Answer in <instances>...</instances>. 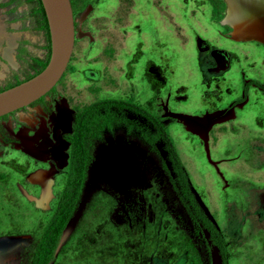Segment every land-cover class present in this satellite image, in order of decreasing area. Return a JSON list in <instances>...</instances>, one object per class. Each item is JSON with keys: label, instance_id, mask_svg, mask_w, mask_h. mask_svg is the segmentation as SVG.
<instances>
[{"label": "rangeland", "instance_id": "1", "mask_svg": "<svg viewBox=\"0 0 264 264\" xmlns=\"http://www.w3.org/2000/svg\"><path fill=\"white\" fill-rule=\"evenodd\" d=\"M70 5L75 37L64 72L42 102L1 118L2 129L31 135L43 122L52 141L59 106L71 119L99 98L146 108L167 131L197 204L222 237L221 261L264 264V88L250 84L246 101L226 108L239 98L246 79L264 84V42L232 37L223 0H70ZM14 11L6 20L21 14ZM18 30L28 32V53L12 58L22 46ZM39 30L26 20L12 32L0 25V86L30 71V55L43 56ZM8 41L12 48L5 59ZM186 116H203L196 122L203 121L207 135L191 128ZM124 130L116 126L90 145L79 199L49 264H210L214 245L180 198L161 142L148 145L136 131ZM14 144L1 148L0 236L27 235L9 260L29 264L66 166L54 168L40 193L25 181L32 179L37 159L26 145L25 152Z\"/></svg>", "mask_w": 264, "mask_h": 264}, {"label": "trees", "instance_id": "2", "mask_svg": "<svg viewBox=\"0 0 264 264\" xmlns=\"http://www.w3.org/2000/svg\"><path fill=\"white\" fill-rule=\"evenodd\" d=\"M25 2L31 5V12L34 16L37 13L41 16V21L36 20V28L42 29L45 32L46 43L43 45L45 53L42 57L31 56L27 62L30 71L27 72L23 78H15L14 81L0 86V90L31 77L43 68L48 59V31L40 1L26 0ZM7 4L8 2L0 3V5ZM20 51H23V48H20ZM261 86L264 87V84H261ZM42 101L43 97H40L33 103ZM127 113H132L144 118L151 126V129L143 124H139L135 120L129 119L126 115ZM116 126H123L126 134L136 131L140 139L145 141L148 145H153L157 141L162 143V148L166 152L167 160L174 174L173 179L177 184L181 199L190 209L191 214L199 218L208 229L212 244L218 248L219 253L224 255L222 237L219 231L203 213L202 209L195 201L193 193L189 190L186 180L187 177L184 171L185 169H183L182 166L183 163H181L182 161H180L181 159H179L180 157L177 155L162 124L140 105L124 99L108 97L94 100L85 105L80 112L74 116L71 132L64 134V138L68 142L65 179L51 214L40 232L29 264H49L54 258L55 250L63 229L72 216L79 199V194L87 173L90 145L94 140L100 139L103 132H111Z\"/></svg>", "mask_w": 264, "mask_h": 264}, {"label": "water", "instance_id": "3", "mask_svg": "<svg viewBox=\"0 0 264 264\" xmlns=\"http://www.w3.org/2000/svg\"><path fill=\"white\" fill-rule=\"evenodd\" d=\"M39 1L44 13L48 31V59L43 68L31 77L0 90V117L12 113L18 109L27 107L40 97H44L59 80L69 61L73 47V40L75 37L74 17L72 14L70 0ZM239 1H250L264 5V0H237V2ZM224 2L226 5V10L228 2L227 0H224ZM248 13L249 10L246 9L243 12V15L245 14L244 16H246ZM232 37L235 39L244 40L245 38H253L254 36L246 35ZM185 118H192L193 121H196V117L186 116ZM194 199L196 201L197 198L194 196ZM199 207L202 209L200 205ZM203 213L209 219L206 212L203 211ZM209 220L211 222V219ZM27 239V235L0 236L1 260L7 261L12 259L13 250L19 245L25 243ZM9 264H17V261H10ZM210 264H222L219 250L215 245L211 250Z\"/></svg>", "mask_w": 264, "mask_h": 264}, {"label": "flooded vegetation", "instance_id": "4", "mask_svg": "<svg viewBox=\"0 0 264 264\" xmlns=\"http://www.w3.org/2000/svg\"><path fill=\"white\" fill-rule=\"evenodd\" d=\"M224 1V0H223ZM230 1H233V0H230ZM237 1V0H236ZM225 3V2H224ZM249 5H251V4H249ZM225 7H226V5H225ZM255 7H261V6H259V5H256ZM31 14V17L33 18V20H34V22H35V26L37 25V23H36V20H39V21H41V16L40 15H38V13L34 16V14L31 12L30 13ZM225 14V13H224ZM226 18V17H225ZM225 22L226 23H228L229 24V22L228 21H226L225 20ZM74 25H75V20H74ZM230 25V24H229ZM35 29H38V28H35ZM39 30V29H38ZM9 31V30H8ZM40 32H41V37H42V41H44V43H46V41H45V32L42 30V29H40L39 30ZM232 32V31H231ZM254 39V38H253ZM19 40V39H18ZM16 41V46L15 47H18V44H19V41ZM27 40L28 39H21V41H22V46H20V47H18L17 49H15L14 50V53L12 54V58H14V57H16V55L18 54V56L21 54V52H23V53H28L27 52V47H26V43H27ZM43 42H42V45H45ZM20 48H23V51H20ZM42 54L44 55V49L42 48ZM3 57H4V55H2ZM31 56H33V55H30V57ZM36 56H38V55H36ZM30 57H28V58H30ZM38 57H40V56H38ZM0 58H1V56H0ZM5 58V57H4ZM6 59V58H5ZM5 59H2L3 61H6ZM8 61V60H7ZM13 61H14V59H13ZM250 81V82H249ZM257 83H259V84H257ZM250 84H255V85H257L258 87H260V88H264L263 86H261V82H258L257 80H253V79H246V81H244L243 82V84H242V87H241V91H240V96H239V98L238 99H236V100H233L232 102H230L228 105H227V111H229V109H231V106H233V105H235V104H240V103H242L243 101H246V98H247V94H248V86L250 85ZM53 89V88H52ZM51 92V90L48 92V93H50ZM47 93V94H48ZM45 97V96H44ZM43 97V98H44ZM100 99V98H99ZM97 100V99H96ZM36 103H31L30 105H28L27 107H31V106H34ZM27 107H24V108H27ZM43 107V109L45 110V108H47V107H45V106H42ZM142 107V106H141ZM24 108H21V109H24ZM144 108V107H143ZM225 108V109H226ZM21 109H18V110H16V111H14V112H12V113H9V114H7V115H4V116H10V114L11 115H14V114H17L18 113V111H20ZM146 109V108H145ZM147 110V109H146ZM222 109H219V111H221ZM46 111V110H45ZM148 111V110H147ZM150 114H152L150 111H148ZM178 114V113H177ZM216 114V113H215ZM127 115V117L129 118V119H132V120H135V121H137L138 123H139V121L137 120V118H140V119H142V120H144V118H142V117H140V116H138V115H135V114H132V113H127L126 114ZM153 115V114H152ZM221 116V118L223 117L222 116V114H220ZM4 116H2V117H0V119L1 118H3ZM154 116V115H153ZM181 116H183V115H181ZM155 117V116H154ZM201 117H203V116H201ZM201 117H196V118H201ZM219 117V116H218ZM156 118V117H155ZM74 119V118H73ZM73 119H71V117H70V113H69V111L67 110V108L65 107V106H59L58 107V109L56 110V114H55V116H54V118H53V127H51V131H50V133H51V138H52V141L50 140V135H49V133H46L45 132V128H44V125H43V122H41V124L39 125V127H38V130L36 131V132H33L31 135H28L26 132H24V131H22L20 128L19 129H17L15 132H13V133H11V129H9V128H6L4 125V129H5V131L2 129V127H1V125H0V156H1V152H2V149L1 148H4V147H11L12 146V144L13 145H15L14 143H16V142H18V143H21L22 144V146L23 147H21L23 150L25 149V145L27 144V145H35V146H37V145H40L39 146V149H38V151L36 152V153H38V154H35V155H33V153H30L29 151H27L26 149H25V152L27 151V153L29 154V155H31L32 157H34V159L36 158L37 160L36 161H38V164L35 166V164L33 163V165H32V169L34 170L32 173H34V172H37V171H46V172H48V174L49 175H47L45 178H49V184L48 185H50V183H51V181H52V174H53V172L55 171V167H62L63 165H67V157H68V153H67V149H68V142L66 141V139L64 138V134H66V133H70L71 132V130H72V126L70 127V120H72V122H73ZM157 119V118H156ZM21 120V119H20ZM158 120V119H157ZM145 121V120H144ZM159 121V120H158ZM160 123H161V121H159ZM145 123H147L146 121H145ZM139 124H141V123H139ZM148 124V123H147ZM58 125H63V127H61L60 129H58V132H55V128L56 127H58ZM144 125V124H143ZM149 125V124H148ZM146 126V125H145ZM163 126V125H162ZM69 128H70V130H69ZM164 128V127H163ZM165 129V128H164ZM201 130L199 131H196L197 133H201V134H203V136H205V135H207V131H208V128L206 127V125H205V127L203 126V128H200ZM63 133H62V132ZM66 131H69V132H66ZM166 131V130H165ZM166 133H167V131H166ZM168 134V133H167ZM169 136V135H168ZM57 137V138H56ZM170 138V137H169ZM57 139L60 141V144H57ZM97 140V139H96ZM170 141H171V139H170ZM157 142H160V141H157ZM171 143H172V141H171ZM155 144V143H154ZM153 144V145H154ZM162 144V143H161ZM64 145H65V147H64ZM173 145V144H172ZM21 146V145H20ZM173 147H174V145H173ZM163 149V148H162ZM174 149H175V147H174ZM164 150V149H163ZM165 151V150H164ZM175 151H176V149H175ZM165 155H166V152H165ZM177 155H179V154H177ZM181 158V157H180ZM179 158V159H180ZM166 160H167V157H166ZM168 161V160H167ZM181 161V160H180ZM169 162V161H168ZM181 163H183V161L181 162ZM169 166H170V163H169ZM182 166H183V164H182ZM30 168V170H32ZM170 169H171V167H170ZM184 169V168H183ZM186 170V169H185ZM184 170V171H185ZM50 172V173H49ZM171 172H172V170H171ZM187 173V171L185 172V174ZM172 174H173V172H172ZM28 175V174H27ZM187 175H188V173L186 174V177H187ZM173 177H174V174H173ZM172 177V178H173ZM189 177V176H188ZM186 178V180H187V183H188V186H189V190L191 191V189H190V186H191V184L189 185V178ZM44 178V179H45ZM32 180V181H31ZM31 180H29V178L27 177V176H25V181H27L28 183H32V184H35V185H37L39 188H40V193H41V188L43 187L40 183V181H38V179H31ZM174 180V179H173ZM174 185H175V187H176V190L178 191V187H177V184L174 182ZM20 186V185H19ZM192 188V187H191ZM19 189H20V191L21 192H24V189H22L21 187H19ZM42 190H43V188H42ZM192 192V191H191ZM178 194L180 195V193H179V191H178ZM30 195H32V194H30ZM35 198V196H33L32 195V198ZM180 198H181V196H180ZM193 218L195 219V221L197 222V225H203V223L201 222V220L199 219V218H197V217H195L194 215H193ZM68 222V221H67ZM213 225V224H212ZM214 226V225H213ZM203 227L204 228H206L204 225H203ZM207 229V228H206ZM207 231H208V229H207ZM208 233H209V231H208ZM209 237H211L210 235H209ZM220 255H221V258H223V259H225V252H224V255H222L221 253H220ZM222 259V264L224 263V261L225 260H223ZM9 262H10V260H7V261H3V260H1V258H0V263L1 264H4V263H7V264H9ZM225 264V263H224Z\"/></svg>", "mask_w": 264, "mask_h": 264}, {"label": "bare ground", "instance_id": "5", "mask_svg": "<svg viewBox=\"0 0 264 264\" xmlns=\"http://www.w3.org/2000/svg\"><path fill=\"white\" fill-rule=\"evenodd\" d=\"M227 2H228V6L226 9V15H225L226 18L224 17V21L226 20L229 22V24H231L232 30H233L231 32V35L238 36V37L252 35L256 37L255 39L264 41V5H260V4H257L255 2H250V1L237 2V1L227 0ZM256 5H259L261 7H255ZM244 9L249 10L248 15L246 16H244L245 14L243 15V12L245 11ZM7 47L8 48L2 49V51H4L5 56L9 57L8 56L9 53H7V51L12 48L10 42ZM195 119H198V118H195ZM185 121L189 124L191 128L192 127L194 128V125H195L199 131L201 130L200 123L203 122L202 120L199 121L200 123L190 120V119H186ZM61 127H63V125H58V127H56L55 129L58 130ZM56 142L57 144H60V141L58 139ZM39 146L40 145L35 146V145L26 144V149L30 151L31 153H33V155H35V154H38L36 152L38 151ZM47 175H49L48 172L40 170L32 174L31 178L38 179L41 182L43 188H46L49 186L48 185L49 178H45ZM31 199L35 200V198H31Z\"/></svg>", "mask_w": 264, "mask_h": 264}, {"label": "crops", "instance_id": "6", "mask_svg": "<svg viewBox=\"0 0 264 264\" xmlns=\"http://www.w3.org/2000/svg\"><path fill=\"white\" fill-rule=\"evenodd\" d=\"M25 1L26 0H0V3H4V2L9 3L7 5H0V25L3 26V29L5 31L12 32L13 29H16V26L21 27V22H23L25 20L31 22V26L33 29L36 28L35 22H34L33 18L31 17V14H30L31 13V5ZM8 11H14L15 13L21 12V14H18L17 16H11L6 20L7 15H8ZM2 18H4V19H2ZM24 26L25 27L23 29L28 27V25H24ZM27 33H28L27 31H19L18 30V34L21 35V37L19 36L18 39H24L25 40L27 38V35H26ZM5 42H6V37H5ZM15 42H16V39H15ZM40 46L43 47L42 43L40 44ZM3 55H4V52H3ZM4 57H6V56L4 55Z\"/></svg>", "mask_w": 264, "mask_h": 264}]
</instances>
